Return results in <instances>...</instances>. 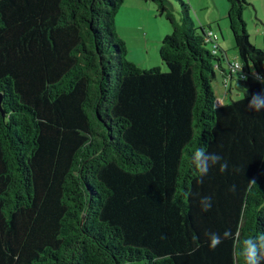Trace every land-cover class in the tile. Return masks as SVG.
<instances>
[{
	"label": "trees",
	"instance_id": "1",
	"mask_svg": "<svg viewBox=\"0 0 264 264\" xmlns=\"http://www.w3.org/2000/svg\"><path fill=\"white\" fill-rule=\"evenodd\" d=\"M141 1L171 25L166 71L127 60L125 0H0V264H243L234 240L212 250L206 233L264 232V108L249 109L264 99V50L250 4L226 0L233 72L184 0L180 22L174 0ZM220 74L242 98L218 104ZM200 147L228 170L201 183Z\"/></svg>",
	"mask_w": 264,
	"mask_h": 264
},
{
	"label": "rangeland",
	"instance_id": "2",
	"mask_svg": "<svg viewBox=\"0 0 264 264\" xmlns=\"http://www.w3.org/2000/svg\"><path fill=\"white\" fill-rule=\"evenodd\" d=\"M184 1L188 5L195 27L201 28L205 25L207 30L218 35L219 44L227 51L230 62H239L238 51L235 48V40L229 27L228 17L221 16L217 10H214L217 14L213 16V5L210 9H200L199 3L203 0L191 2L192 6L189 0ZM143 2L145 1L127 0L126 3H123L115 20L117 35L126 44L128 51L126 58L128 61L144 70L161 68L166 71V67L160 58V42L172 33V28L165 17L157 15L156 10L153 9L154 7L152 8L150 5L151 9ZM173 2L176 5V10L173 8L174 15L180 22L182 5L176 0ZM247 2L250 5L245 8L244 20L250 35V41L257 48L264 50V0H247ZM134 4L136 6L131 8ZM129 28L131 29L130 32ZM155 37H158V39H155ZM213 89L217 102L224 99L226 103H230L231 97L234 100L242 98V95H229L221 83L220 75L213 83Z\"/></svg>",
	"mask_w": 264,
	"mask_h": 264
},
{
	"label": "clouds",
	"instance_id": "3",
	"mask_svg": "<svg viewBox=\"0 0 264 264\" xmlns=\"http://www.w3.org/2000/svg\"><path fill=\"white\" fill-rule=\"evenodd\" d=\"M264 108V99L261 96H253L249 102V109L259 111ZM191 162L195 173L199 174L200 182L209 173V171L219 166V171L224 173L228 170V162L223 160V157L217 153H209L204 147L197 148L191 155ZM250 183L255 184V181ZM230 191H235V186H231ZM201 210L207 212L212 207V197L204 196L199 201ZM209 240L210 249L214 250L217 246L223 243L224 240H234L232 255L234 259L242 260L243 264H264V232L259 233L254 237H248L239 240L238 236L232 233L231 229H227L223 234L217 232L206 233Z\"/></svg>",
	"mask_w": 264,
	"mask_h": 264
},
{
	"label": "crops",
	"instance_id": "4",
	"mask_svg": "<svg viewBox=\"0 0 264 264\" xmlns=\"http://www.w3.org/2000/svg\"><path fill=\"white\" fill-rule=\"evenodd\" d=\"M193 1H198V0H189L190 2V5H191V2ZM127 2V0H125V3ZM145 3L149 8H151L150 4L148 2H143ZM200 5V9H210L212 7L213 11L214 10H217V12L222 16L224 17H228V14L229 13V5L227 2H225V0H203L199 3ZM136 5H132L131 8L135 7ZM192 6V5H191ZM152 9V8H151ZM199 9V8H198ZM216 11L213 12V16H215L217 14ZM205 26V25H203ZM202 26V27H203ZM147 28V27H146ZM221 28V26H220ZM117 31V29H116ZM131 31V29L129 28V32ZM224 36V35H223ZM225 38V37H224ZM155 39H158V37H155ZM223 49V48H222ZM224 50V49H223ZM220 77H221V83H223V77L222 75L220 74ZM221 101V104H225L226 102L224 101V99L220 100ZM220 104V105H221Z\"/></svg>",
	"mask_w": 264,
	"mask_h": 264
},
{
	"label": "built area",
	"instance_id": "5",
	"mask_svg": "<svg viewBox=\"0 0 264 264\" xmlns=\"http://www.w3.org/2000/svg\"><path fill=\"white\" fill-rule=\"evenodd\" d=\"M207 42L211 43L213 46V50H216V45L218 43V36L214 34L212 31H209L207 33ZM241 68V63L240 62H235L233 63V72H237ZM218 104H221V101H218Z\"/></svg>",
	"mask_w": 264,
	"mask_h": 264
},
{
	"label": "water",
	"instance_id": "6",
	"mask_svg": "<svg viewBox=\"0 0 264 264\" xmlns=\"http://www.w3.org/2000/svg\"><path fill=\"white\" fill-rule=\"evenodd\" d=\"M0 102H1V98H0Z\"/></svg>",
	"mask_w": 264,
	"mask_h": 264
}]
</instances>
